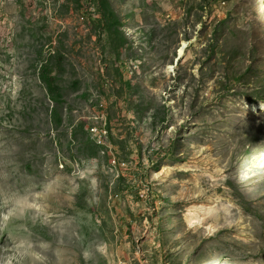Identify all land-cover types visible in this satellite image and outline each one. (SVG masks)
<instances>
[{
	"label": "rangeland",
	"instance_id": "obj_1",
	"mask_svg": "<svg viewBox=\"0 0 264 264\" xmlns=\"http://www.w3.org/2000/svg\"><path fill=\"white\" fill-rule=\"evenodd\" d=\"M0 264H264V0H0Z\"/></svg>",
	"mask_w": 264,
	"mask_h": 264
},
{
	"label": "built area",
	"instance_id": "obj_2",
	"mask_svg": "<svg viewBox=\"0 0 264 264\" xmlns=\"http://www.w3.org/2000/svg\"><path fill=\"white\" fill-rule=\"evenodd\" d=\"M90 132L94 135H99V133L101 132V130H99V128H90Z\"/></svg>",
	"mask_w": 264,
	"mask_h": 264
},
{
	"label": "bare ground",
	"instance_id": "obj_3",
	"mask_svg": "<svg viewBox=\"0 0 264 264\" xmlns=\"http://www.w3.org/2000/svg\"><path fill=\"white\" fill-rule=\"evenodd\" d=\"M184 49H185V47H182V49L179 51V54L180 55H183L184 54ZM250 108L251 109H256V107H254V106H250Z\"/></svg>",
	"mask_w": 264,
	"mask_h": 264
}]
</instances>
